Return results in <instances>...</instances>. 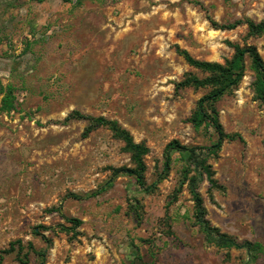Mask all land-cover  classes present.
I'll use <instances>...</instances> for the list:
<instances>
[{
  "label": "rangeland",
  "instance_id": "1",
  "mask_svg": "<svg viewBox=\"0 0 264 264\" xmlns=\"http://www.w3.org/2000/svg\"><path fill=\"white\" fill-rule=\"evenodd\" d=\"M263 17L264 0H0V87L10 85L14 95V108L0 109V252L20 239L45 250L44 264H264V106L253 100L248 57L240 83L215 104L224 132L242 139L224 140L208 156L221 188L210 199L203 180L198 191L212 226L260 243V252L209 244L186 186L169 204L183 166L174 151L153 193L118 176L97 196L72 198L101 187L110 167L131 163L106 128L82 137L86 121L63 122L72 110L117 120L149 147L151 183L168 142L208 147L217 139L213 127L194 129L187 121L209 89L175 88L186 73L203 76L175 46L220 63L233 54L228 42L253 46L264 63V35L210 24ZM58 206L81 220L76 238L56 229L70 226L48 211ZM0 264L21 263L10 253ZM26 264H37L33 253Z\"/></svg>",
  "mask_w": 264,
  "mask_h": 264
},
{
  "label": "trees",
  "instance_id": "2",
  "mask_svg": "<svg viewBox=\"0 0 264 264\" xmlns=\"http://www.w3.org/2000/svg\"><path fill=\"white\" fill-rule=\"evenodd\" d=\"M39 2L43 0H38ZM63 2H71L73 0H62ZM75 1V0H74ZM78 1V0H76ZM210 24L214 29L228 30L233 29L239 25H245L248 36L264 35V17L256 22L249 18L239 19L232 23H218L210 20ZM228 44L233 49V54L229 59L223 63L216 61L199 60L192 57L185 49L175 46L176 53L181 56L184 61L194 69L203 74L198 77L192 73H186L184 77L175 84L176 89L193 88V89H209L206 95L201 96L191 112L187 121L194 129L211 126L217 135V139L208 147L185 146L180 144L177 140L168 142L164 147V159L162 167L156 174V179L151 183L145 180L146 163L144 157L149 152V147L144 142H136L131 133L122 127L117 120L107 119L104 116H91L80 113L77 110L70 111L63 122L70 120H84L86 125L81 133L82 137H87L91 132L98 128H106L110 131L113 138L122 143V151L129 156L131 166L110 167V177L97 190L89 194L80 196L74 193L69 194L74 199L81 200L97 196L113 186L114 180L118 176H128L133 179L134 184L139 188V191L145 194L153 193L157 189V185L167 177L170 164L171 152H177L181 155L183 166L177 186L173 192L169 204L177 199V194L181 192L182 188L186 186L191 200L193 202V218L198 225L201 232L205 236V240L218 248L224 249H244L248 253L262 251V245L258 242L237 241L234 237L221 232L217 227L212 226L206 218V209L203 205V198L198 191L199 185L203 180L209 184L208 195L211 199V191L218 189L221 186L213 177L211 166L207 163L208 156L215 154L221 147L224 140L233 141L235 139L241 140L238 133L224 132L222 125L218 119V112L216 109V102L224 95L232 93L236 86L240 83L244 76L245 64L244 59H250V66L254 71L255 77L252 82L253 100L257 101L261 106H264V63L258 51L253 46L243 47L237 43ZM0 93L3 94L1 98L0 109L2 111H9L14 108L13 88L10 85L0 87ZM168 204V205H169ZM134 212L140 217L138 202L134 200L131 204ZM48 211H56L61 217L70 224L66 226L60 224L56 229L65 234L70 233L71 238H76L78 233L76 228L81 225V220L75 217H68L62 214L61 207L50 208ZM43 227V226H39ZM54 230V229H53ZM34 234L46 243L50 244V239L47 238L43 232L34 230ZM25 250V251H24ZM0 253V261L4 255L15 253L16 259L21 264H26L29 261V253L36 256L37 264H44L45 250H37L31 242L23 244L20 239L10 241L8 247L4 248ZM252 256V255H251ZM255 254L251 257L254 260ZM247 261V260H246Z\"/></svg>",
  "mask_w": 264,
  "mask_h": 264
}]
</instances>
